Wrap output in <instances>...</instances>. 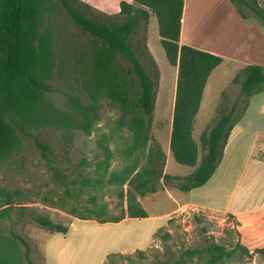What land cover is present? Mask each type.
<instances>
[{
    "label": "rangeland",
    "instance_id": "374dc122",
    "mask_svg": "<svg viewBox=\"0 0 264 264\" xmlns=\"http://www.w3.org/2000/svg\"><path fill=\"white\" fill-rule=\"evenodd\" d=\"M120 1L80 0L93 13L110 18L122 16ZM261 3L264 6V0ZM222 10L229 11L226 6ZM53 23L57 58L51 84L56 90L49 92L48 97L59 107H65L63 91L72 90L88 101L82 77L92 64L93 36L82 31L62 10L56 13ZM230 27L233 29L229 35L235 39L240 32L236 25ZM202 29L193 36L195 45L203 50L217 47L218 22H207ZM145 39L160 71L154 115L149 121L152 138L145 147L129 153L132 130L123 119L119 105L101 97L100 119L91 133L59 125L34 128L31 134L48 144V150L42 152L34 137L23 134L20 147L6 159H0V186L23 193L16 199L17 207L13 208L11 216L0 222V232L22 234L29 241L37 264H206L209 255L205 248L211 242L229 249L242 243L251 251L264 246V209L248 215L245 222L237 221L232 214L210 210L173 218L188 205L187 201H207L217 206L226 203L247 156L248 135L263 122L264 92L251 98L254 108L249 117L240 118L233 127L228 144L223 148L224 160L207 187L182 191L167 186L156 193L138 195L150 217L129 219L127 216V199L122 198L121 193L127 196L130 185L112 183L113 172L126 166H138V170L156 145L165 154L164 172L187 176L195 170L193 166L177 162L170 149L178 68L166 56L155 14H151L148 25L141 23L132 36V42L140 48ZM227 44L223 51L241 53ZM151 54L144 55L142 60L154 75ZM246 61H225L214 70L205 87L193 129V137L200 146L199 161L206 152L201 135L217 114L222 92L229 90L232 103L240 93L239 86L232 84V80L249 64L264 66V55L246 57ZM252 163L243 172L235 203L263 206L264 169L259 170L249 184ZM217 182H221L220 186H216ZM20 208H24L26 214ZM93 208L96 210L94 218H79V213L88 214ZM37 213L67 224L68 233L43 228L34 219ZM124 213L129 220L120 223L98 220V216L113 219ZM186 250L199 252L186 254ZM222 264H264V255L247 256L238 252L224 259Z\"/></svg>",
    "mask_w": 264,
    "mask_h": 264
},
{
    "label": "trees",
    "instance_id": "16d2710c",
    "mask_svg": "<svg viewBox=\"0 0 264 264\" xmlns=\"http://www.w3.org/2000/svg\"><path fill=\"white\" fill-rule=\"evenodd\" d=\"M233 1L246 4L264 23V6L259 0ZM184 4V0H121L122 16L110 18L93 13L80 0H0V159H6L20 147L23 134L34 137L42 152L48 150V144L31 134L34 128L59 125L91 133L100 119L101 97L119 105L123 119L132 130L129 153L145 147L152 138L149 121L154 115L160 71L147 39L140 48L134 45L132 36L141 23L148 25L151 14H155L166 56L178 68L170 149L177 162L195 170L187 176L164 172L165 154L156 145L138 170V166H126L113 172L110 180L130 185L127 196L124 192L121 196L127 199V215L138 218L148 216L138 195L156 193L167 186L191 191L209 181L222 160L231 130L247 111L251 98L264 91V66L249 64L234 77L232 84L239 86L240 93L232 103L229 90L222 92L217 114L201 135L206 152L199 161L200 146L193 137L194 124L209 77L223 57L180 43ZM59 10L92 35L94 43L91 67L82 77L88 101L79 93L65 90V107H59L48 97L49 92L56 90L51 84L57 58L53 20ZM240 12L245 15L241 9ZM146 54L152 56L154 75L142 60ZM22 194L21 190L0 186V222L11 216L17 207L16 199ZM20 209L26 214L24 208ZM95 211L93 208L88 214L78 216L92 219ZM125 217L124 213L113 219L98 216V220L117 223ZM34 219L51 232L69 231L67 224L47 215L37 213ZM197 252L186 250L185 253ZM205 252L209 255L206 264H222L238 252L247 256L264 255V246L251 251L242 243L229 249L211 242ZM26 263L37 264L29 241L17 232H0V264Z\"/></svg>",
    "mask_w": 264,
    "mask_h": 264
},
{
    "label": "crops",
    "instance_id": "0c3cea01",
    "mask_svg": "<svg viewBox=\"0 0 264 264\" xmlns=\"http://www.w3.org/2000/svg\"><path fill=\"white\" fill-rule=\"evenodd\" d=\"M184 1L185 4L183 10L181 39H180L181 44H187L199 48L198 45H195L196 41L193 36H195V34L203 30L202 26L205 25V23L208 22V24H210L213 22L215 23V21H217L218 25L220 26V30L219 31L218 29L216 30V43L218 46L215 47L214 49H208V50L213 53L221 55L223 57L222 63H224L225 61L238 62L242 59L243 62L246 63L248 62L246 61V57L251 58L256 54L263 57L264 23L255 16L253 11L246 4L235 3L233 0H184ZM262 1L263 0H259L260 4H262L261 3ZM223 6H226L229 11L224 13L222 10ZM240 9L245 13V15H243L240 12ZM234 25L237 26L238 32H240V34L235 39L234 38L232 39L231 35H229V32L231 29H233L230 26H234ZM227 43H229L231 49L233 50L238 49L241 51V53H237L236 51H234L233 53L223 51V48H226V46L228 45ZM216 68H218V66ZM258 94L260 95V93ZM174 101H175V97H174ZM252 105L253 103L250 102L247 111L242 117L243 120L249 117L251 110L254 108V106ZM262 121L263 122L259 125L260 127L254 128L255 130L253 129L248 135L250 141L247 149V156L239 172L238 178L231 192V195L227 199L226 203L223 206H217L212 203H208L207 201L192 200V201H187L186 204L204 206L208 208V210L210 211L229 213L234 215L237 221H242V222H245L248 215L256 214L257 212L264 209V205L257 207H248L247 202L235 203V195L237 192V188H239V185L241 183V179L243 178V172H245L244 171L245 168H247L253 161L252 164L254 165V167H253V172L250 173L249 176V180H248L249 184L253 183L255 174H257V172L262 168L264 169V152L262 151V149L264 148V119H262ZM229 139L230 136L225 145L228 144ZM223 160L224 158H222L218 168L216 169L211 179L214 177V175H216ZM209 181H207L203 186H201V188L207 187ZM220 184L221 182L219 183L217 182L216 186H220ZM209 190H213V189L210 188ZM176 202L178 206H181L180 201L176 200ZM177 210L178 209H176V211ZM126 218H124L125 220L123 219L120 222L127 221L133 218L137 219L138 217H129V219Z\"/></svg>",
    "mask_w": 264,
    "mask_h": 264
},
{
    "label": "built area",
    "instance_id": "2783aa9c",
    "mask_svg": "<svg viewBox=\"0 0 264 264\" xmlns=\"http://www.w3.org/2000/svg\"><path fill=\"white\" fill-rule=\"evenodd\" d=\"M262 151L264 152V148L262 149ZM206 210L208 211V208H206L204 206L188 204V205L183 206L177 212V214H175V216H173V218L174 217L181 218V217H184V215L189 214L190 212L196 211L195 213H199V212H205Z\"/></svg>",
    "mask_w": 264,
    "mask_h": 264
}]
</instances>
